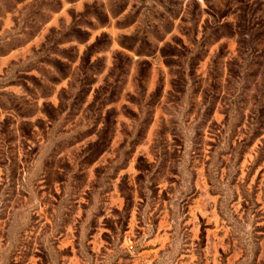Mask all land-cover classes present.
<instances>
[{
    "label": "rangeland",
    "instance_id": "obj_1",
    "mask_svg": "<svg viewBox=\"0 0 264 264\" xmlns=\"http://www.w3.org/2000/svg\"><path fill=\"white\" fill-rule=\"evenodd\" d=\"M0 264H264V0H0Z\"/></svg>",
    "mask_w": 264,
    "mask_h": 264
}]
</instances>
